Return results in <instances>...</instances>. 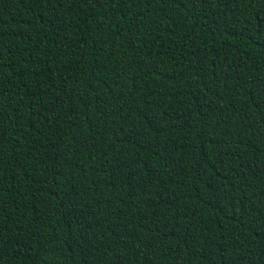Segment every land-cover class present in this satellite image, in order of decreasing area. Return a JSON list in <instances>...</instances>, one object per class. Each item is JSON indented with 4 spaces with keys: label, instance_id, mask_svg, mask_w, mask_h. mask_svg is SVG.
I'll return each instance as SVG.
<instances>
[{
    "label": "trees",
    "instance_id": "obj_1",
    "mask_svg": "<svg viewBox=\"0 0 264 264\" xmlns=\"http://www.w3.org/2000/svg\"><path fill=\"white\" fill-rule=\"evenodd\" d=\"M0 264H264V0H0Z\"/></svg>",
    "mask_w": 264,
    "mask_h": 264
}]
</instances>
